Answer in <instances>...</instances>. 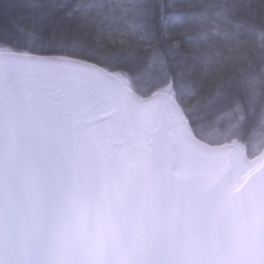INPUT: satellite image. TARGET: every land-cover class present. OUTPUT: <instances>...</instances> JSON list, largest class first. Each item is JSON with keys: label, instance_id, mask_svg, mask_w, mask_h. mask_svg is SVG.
Returning <instances> with one entry per match:
<instances>
[{"label": "snow or ice", "instance_id": "1", "mask_svg": "<svg viewBox=\"0 0 264 264\" xmlns=\"http://www.w3.org/2000/svg\"><path fill=\"white\" fill-rule=\"evenodd\" d=\"M0 264H264V0H0Z\"/></svg>", "mask_w": 264, "mask_h": 264}]
</instances>
